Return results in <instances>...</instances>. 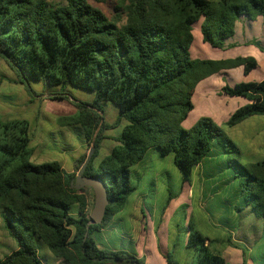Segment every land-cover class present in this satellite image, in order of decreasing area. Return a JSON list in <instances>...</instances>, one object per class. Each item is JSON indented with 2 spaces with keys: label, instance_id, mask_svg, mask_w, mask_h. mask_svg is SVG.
<instances>
[{
  "label": "trees",
  "instance_id": "obj_1",
  "mask_svg": "<svg viewBox=\"0 0 264 264\" xmlns=\"http://www.w3.org/2000/svg\"><path fill=\"white\" fill-rule=\"evenodd\" d=\"M108 6L105 13L88 0H0V58L14 74L11 82L21 83L32 100L43 94L29 81H43L58 88L46 92L48 99L72 103L75 111L57 123L78 132L88 148L93 144L82 175L98 177L108 200L101 221L88 224L91 189L72 188L74 173L65 174L55 160L31 162L28 120L0 116V219L15 244L0 264H44L36 242L64 264H144L133 252L99 247L95 234L134 189L130 166L148 148L171 154L184 184L213 149L224 154L242 202L264 220V160L241 163L238 147L209 117L181 126L197 81L220 68L241 66L245 74L256 66L249 56L192 58V25L201 18L202 42L222 48L239 16L264 18V0H112ZM67 85L91 91V100H75L64 92ZM220 90L247 101L230 113L226 126L264 116V78ZM104 101L117 108L111 123L103 120ZM122 120L117 143L94 162L104 132ZM84 158L74 161L76 171ZM186 231L191 264H224L190 223Z\"/></svg>",
  "mask_w": 264,
  "mask_h": 264
},
{
  "label": "rangeland",
  "instance_id": "obj_2",
  "mask_svg": "<svg viewBox=\"0 0 264 264\" xmlns=\"http://www.w3.org/2000/svg\"><path fill=\"white\" fill-rule=\"evenodd\" d=\"M51 1L56 2L60 0ZM88 1L107 13L109 12V2L112 0ZM199 22L200 20L196 21L192 27L194 34V40L190 47L192 57L215 58L219 56L218 54L229 56L232 52L242 54V47L228 51L229 54L228 52H221V50H217V48H213L207 43H203L197 36ZM201 43H203V46H201L203 48H199V51H197L196 44ZM260 68H262V65H260ZM251 76L254 78L256 76V71H253ZM230 77L231 79L229 80L222 78V82L227 80L226 82L229 84V82L234 80H240L242 75L240 72L235 71ZM12 78H14L13 72L0 58V116L2 118H24L28 120L30 133L29 146L32 150L30 161L40 163L50 160L60 162L63 158L68 161L72 160L76 154V147L74 152L70 145L74 146L72 143H78L79 134L71 127L59 125L56 120L59 116L72 113L69 111V109L73 107L72 103L64 99H48L47 93L56 91L58 88L49 86L43 81L33 80L29 81V85L34 92L43 95H37L32 98V100H29L30 98L27 96L23 85L21 83L11 82ZM217 82L218 81L210 82L206 87L203 85L199 86L192 97V109L182 120L181 126L189 128L199 117H209L213 122L219 125L225 135L240 148L242 154L239 155L238 158L241 163L246 164V159H250L251 156L246 153L248 150V140L245 139L244 136L249 134L251 122L247 120V122H243V124H237L232 127L225 125L226 114L232 111H230V108H232L233 101L228 100L224 105V98L218 96L219 91ZM64 92L78 101H90L93 94L91 91L70 85L64 88ZM101 107L103 110V120L107 123L113 122L117 114L116 106L109 101H104L101 103ZM123 123L124 121L122 120L116 127L107 129L104 132L107 137L101 140L94 162L107 154L110 147L117 143L114 137L119 133ZM79 151H81L79 156L83 154L86 155L88 151L87 144H82ZM73 170L72 173H74L75 176L76 170L74 169V165ZM224 171L228 173L227 169ZM64 173L66 174L65 170ZM129 181L134 186V189L126 196L124 204L118 210L119 212L117 211L118 213H116L123 217V222H120V224L126 228L127 226L137 227L138 223L143 224V222H146V225H144L146 227L147 221L149 220L157 222L159 219L160 207L164 204L166 197L178 192L182 186L181 174L173 165L171 154L160 156L153 148H148L146 150L142 161L136 162L130 166ZM237 184V178L231 179L228 183L223 185V190L221 189L219 192L220 195L225 192L231 196ZM85 192L89 193L90 191L89 189H85ZM217 196L218 195H215L214 197L216 198ZM214 210L215 208L213 206L194 207V204L190 209H184V207L180 206L178 208L166 210L162 217V221L167 225L168 231L175 234L173 251L178 254L181 253L179 241L188 223L198 232L207 233L208 230H210V226L206 224V218L208 221L222 220L227 216L220 212H215ZM236 214L237 216L233 220L236 225L239 223H249V215L239 216L237 212ZM252 220H254V218H252ZM256 221L254 226H256V228L259 227V231L257 232L258 237L252 249L244 255L243 264H264L263 224L258 218ZM36 244L44 264H64L60 259L55 258L41 243L36 242ZM109 244L110 246L113 244L114 246H118V249L122 247L127 249V246H131L127 241L119 242L117 240H110ZM14 247L15 244L13 240L6 235L0 219V257L10 252ZM103 248L110 249L104 246Z\"/></svg>",
  "mask_w": 264,
  "mask_h": 264
},
{
  "label": "crops",
  "instance_id": "obj_3",
  "mask_svg": "<svg viewBox=\"0 0 264 264\" xmlns=\"http://www.w3.org/2000/svg\"><path fill=\"white\" fill-rule=\"evenodd\" d=\"M198 20L201 21V18ZM191 32L193 42V30H191ZM197 32L198 38L201 39L199 25ZM203 43L196 44L197 51H199V48H203L201 47L203 46ZM240 47L243 48L241 52L242 54H237L235 52L230 54L228 52ZM217 50L228 52L230 55L222 56L218 54L219 56L215 58L192 57L191 53L190 55L192 58L208 60H224L235 56H249L256 61V66L245 74L242 72L241 66L220 68L216 72L209 74L196 82L192 97L199 86L203 85L206 87L210 82L218 81V96L224 98V105L227 103L226 101L232 100V108H230V111H233L236 107L246 103V99L241 96H228L222 93L220 88L222 85L228 84L226 81L231 79L230 76L235 71L240 72L242 78H240V80L229 82L228 85L239 81H258L264 78V18L262 16H255L249 19L244 15L239 16L234 22L233 35L225 40L224 47L217 48ZM260 65H262V68H260ZM253 71H256V76L254 78L251 76ZM222 78L227 80L222 82ZM192 97L191 101L193 105ZM69 111L73 113L75 107H71ZM230 113L228 114L227 112L225 120ZM247 120L251 122V129L249 134L244 136V138L248 140V150L246 153L250 155L251 158H247L246 163L264 160V116L253 115L243 119L237 124H243V122H247ZM78 137V143H72L74 146L70 145L73 151L76 147L74 158L70 161L65 158L61 159L60 162L57 161L60 164L62 171H66V174L74 171L73 163L80 155L81 151L79 150L81 145L85 144L80 136ZM238 149L239 155H241L242 152L239 147ZM143 157L144 155L139 161H142ZM225 169L228 170V173H225L227 172L224 171ZM231 179H234V177L230 169L225 165V155L216 150L214 151L213 149L212 152L204 156L201 161L192 168L189 182L185 184L182 183L178 192L166 197L164 204L160 207L159 219L157 222L149 220L147 221L146 227L144 226L146 225V222H143V224L138 223L137 227L127 226L126 228L121 226L120 222H123V217L117 215L116 213L119 211H116L110 220L95 234L96 243L99 247H109L111 250L133 252L144 262V264H191L194 260V253L192 249L186 245L187 231L183 230V234L181 235L182 237L179 241V249H181V253L178 254L173 251L175 234L168 231L167 225L162 221V217L166 210L178 208L180 206L184 207V209L192 208L193 204L194 207L213 206L215 212H220L227 216L222 220L208 221L207 218L205 219L206 224L210 226V230H208L207 233L199 231V233L206 238L204 243L222 258L224 264H243L244 255L252 249V246L258 237L257 232L259 231V227L256 228V226H254L257 222V217L252 213L250 205L242 202L238 184L231 196L225 192L224 194H221L222 196L220 195L219 192L223 188V185L228 183ZM215 195L218 196L215 198ZM168 197L169 200L167 201ZM236 212L239 216L249 215V223H239L236 225L233 221L237 216ZM252 218H254V220H252ZM258 219L261 220L264 230V220L262 218ZM110 240H117L119 242L127 241L131 246H127V249L123 247L118 249V246H114V244L110 246Z\"/></svg>",
  "mask_w": 264,
  "mask_h": 264
},
{
  "label": "water",
  "instance_id": "obj_4",
  "mask_svg": "<svg viewBox=\"0 0 264 264\" xmlns=\"http://www.w3.org/2000/svg\"><path fill=\"white\" fill-rule=\"evenodd\" d=\"M93 152V144L90 145L82 164L76 171L73 179L69 181V184L75 190L81 187H89L93 194V202L88 214V224H97L101 221L105 207L108 203L105 187L102 181L98 177H89L82 175V171L87 164L91 154Z\"/></svg>",
  "mask_w": 264,
  "mask_h": 264
}]
</instances>
